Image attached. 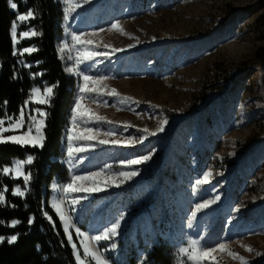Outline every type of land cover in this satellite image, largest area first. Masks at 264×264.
<instances>
[{"label": "rangeland", "instance_id": "obj_1", "mask_svg": "<svg viewBox=\"0 0 264 264\" xmlns=\"http://www.w3.org/2000/svg\"><path fill=\"white\" fill-rule=\"evenodd\" d=\"M263 15L264 0H90L71 14L67 25L64 21L58 47L64 42L71 45L72 31L97 33L88 37L93 41L90 47L99 44L94 50L108 53L81 67L102 78L105 94L100 100L107 101V106L83 101L105 118L90 126L112 135L108 144L78 154L76 162L83 157L79 168L126 171L122 165L127 161L151 155L133 166L138 175L120 187L88 194L81 205H64L72 216L75 227L70 231L81 255L76 228L95 234L122 216L116 237L94 242L104 246L100 250L108 264H126L120 245L136 223L143 236L159 232L169 238L168 229L173 228L179 237L177 264H190L180 249L192 240H199L205 249L217 248L215 259L204 264H241L228 252L248 264H264V62L255 60L264 41L252 29ZM112 24H119L126 35L110 30ZM27 27L20 25L18 37ZM75 54L66 51L62 59L59 53L64 68L73 66L67 56ZM67 74L76 83L75 99L83 80ZM111 89L130 100L119 104L116 96L107 95ZM163 120H167L164 131L150 135ZM130 138L137 142L124 146ZM66 160L64 136L59 162L68 173L56 186L69 182ZM209 172L208 183L197 185ZM51 193V200L60 195L53 186ZM83 195L72 194L69 199ZM217 196L215 204L192 217L197 204ZM165 215L169 223L163 232ZM221 244L225 249H219Z\"/></svg>", "mask_w": 264, "mask_h": 264}, {"label": "trees", "instance_id": "obj_2", "mask_svg": "<svg viewBox=\"0 0 264 264\" xmlns=\"http://www.w3.org/2000/svg\"><path fill=\"white\" fill-rule=\"evenodd\" d=\"M15 2L20 13H26L28 9L38 13L36 19L28 22V27L35 28L41 35L24 41L19 47L35 45L37 51L25 54L24 57L13 56L9 30L12 21L16 19V13L10 9L8 0H0V117L5 112L10 116L18 115L25 101L29 100V93L34 86L41 89L45 85L58 86L53 88L52 106L45 107L50 116L46 119L47 139L44 149L21 147L11 143L0 145V167L10 166L13 160H22L28 154L36 157L32 165L25 166V171L31 170L32 179L28 185V194L24 198L11 196L15 185L20 184L23 187L22 179L13 180L8 176H0V186H7L9 189L5 193L6 201L18 205L15 208L8 204L0 206V221L5 222L0 224V236L7 239L18 234L15 243L8 244L4 241L0 244V264H76L73 248L50 204L53 184L64 183L67 178L66 167L59 160L65 129L69 127L76 86L73 78L65 72L58 52L64 31V13L58 0ZM252 29L255 37L264 41V15ZM18 59L32 64V67H23L17 63ZM255 60L260 64L264 62V48L259 49ZM37 61L40 63H36ZM29 73L42 75L31 78ZM4 101H7L6 105ZM28 106L35 105L29 103ZM163 168L166 173L167 167ZM43 211H47L52 217L51 222L42 215ZM29 217L33 218L31 225L28 223ZM13 219L21 221L15 228L9 226ZM162 221L163 232H166L169 218L165 215ZM53 223L55 227L52 226ZM168 232L169 238L161 236L159 232L154 237L150 234L143 236L137 223L130 225L125 240L120 245L126 264H141L142 261L143 264H177L179 237L173 228L168 229Z\"/></svg>", "mask_w": 264, "mask_h": 264}, {"label": "snow or ice", "instance_id": "obj_3", "mask_svg": "<svg viewBox=\"0 0 264 264\" xmlns=\"http://www.w3.org/2000/svg\"><path fill=\"white\" fill-rule=\"evenodd\" d=\"M26 3L27 0H24ZM64 5V16L63 19L67 25L71 14L76 11L77 8L82 7L90 3V0H60ZM10 9L16 13V19L11 23L9 30L10 38L13 45V56L24 57L25 53L31 54L37 51L35 45L29 47L17 48V45L21 43L22 40L31 39L37 35H41L35 28L29 26L27 30H21L19 32V37L17 35L18 28L21 24H28L33 19H36L38 13H35L33 9H28L26 13H20L18 10V4L15 0H8ZM19 22V23H18ZM115 29L121 32L122 35H126L123 32V29L120 28L119 24H112L111 29ZM97 33H88L81 32L77 33L72 31L70 33L71 45L67 42H64L58 47V52L61 53V58L63 59V54L67 51L69 53L75 52V56L68 55L67 60L73 61V66H65V72L82 77L83 85L78 87V94L74 99L72 113H71V127L65 129V137L67 141V160L65 161L69 165V172L71 173L69 182L56 186L53 185V190L60 194L54 196L51 200V207L55 210L56 215L58 216L60 222L63 226V231L67 236L68 243L72 246L76 264H108V258L104 256V252L100 250L101 247L97 246L94 242L99 241H108L118 235V229L121 227L120 221L123 217H119L113 220L109 226L104 227L95 234L86 235L79 228H76V236L80 241V247L83 249V255L77 249L76 243L73 242V235L70 229L74 228L75 225L72 221V216L69 214L68 208L64 207L65 204H70L72 206L81 205L83 200L88 199V194L94 192H100L105 190L107 187H120L121 184L132 179L138 175V170L135 169L134 165H140L151 159V155H145L140 158L132 159L122 165L129 170H122L119 172H111L109 169H101L96 171H86L79 168V163H82L83 157L80 158L79 162L77 161L78 154L87 153L91 150H94L100 145H106L109 143L107 137L111 136V132L101 133L98 129L91 127L90 125L104 121L105 118L98 116L95 112L91 111L88 107L83 104L85 99L91 100L94 103H103L104 106H107V101H101L100 96L105 94V88L101 87L102 78H96L92 75L86 74L84 68L81 65H85L86 62L94 60L98 56H107L106 52H97L94 50V47H99V44H96L94 47L93 41L88 39V37L96 36ZM104 47H109L104 45ZM132 47V45H130ZM114 51H121L114 49ZM17 63L22 65L25 68H31L32 64L26 63L23 59H18ZM36 63H40L37 61ZM31 78L42 75V73H29ZM15 79V73L13 75ZM45 85L43 91L40 87L34 86L29 93V100L25 101V104L21 107L18 115H8L7 112L0 117V145L2 144H14L21 147L29 146L32 148L44 149L45 141L47 139L45 129L47 127L46 119L50 116V112L41 107H35L28 109V104L32 103L35 105H48L52 106L53 100V88L57 87ZM106 87V86H105ZM95 93L96 95H90ZM107 95L116 96L118 98V103L123 105L127 103L130 98L119 97V94L115 89H111L107 92ZM4 104H7V101H4ZM119 110V109H118ZM107 123H112L107 121ZM167 124V120H163L160 123V126L155 132L149 133L150 135H156L157 132L164 131V125ZM145 133H148V129L142 130ZM6 133H12L11 135H5ZM104 138L97 139L99 136ZM143 137L140 138L142 142ZM95 141V143H92ZM136 138H130L124 142V146H130L136 143ZM112 143H117V141H112ZM36 159L34 155L28 154L24 159L13 160L10 166L0 167V176H9V178L16 180L22 178L23 187L20 184L15 185L11 190V196L24 198L28 194V185L32 179V173L29 169L25 171L26 165H32L33 161ZM107 173V174H105ZM211 173L209 172L204 176L203 179L198 180L197 185H202L208 183ZM9 191L7 186H0V206H5L6 204L15 208L18 205H12L10 201H6L5 193ZM83 193L85 195L79 197H73L69 199V196L72 194ZM62 197V198H61ZM220 199L219 196L215 199L207 200L203 203L196 205V211L192 212V217L195 218L197 213L202 209L207 208L208 206L215 204ZM27 207V204H25ZM236 211L239 212L240 208L237 207ZM42 215L47 218L50 222L52 217L47 211H43ZM5 223L0 221V224ZM21 221L13 219L10 221L9 226L15 228ZM29 225L33 223V218L29 217ZM55 227V224H52ZM189 227H191V222H189ZM18 234L11 235L7 238L8 244H13L17 241ZM5 237L0 236V243H3ZM115 243L111 244V247L115 248ZM225 245H219V249H225ZM107 251V247L104 248ZM247 251L251 252V248H247ZM217 251V248L205 249L201 246L199 240H192L189 243L188 247L180 249L182 255L187 257V261L190 264H204L205 260L212 261L215 259L213 253ZM228 255L234 259H238L241 264H248L243 257L237 256L233 252H228ZM259 255V253H257ZM90 258V260H89ZM147 258L145 254L144 259ZM143 264V261L141 262ZM183 264V262H182Z\"/></svg>", "mask_w": 264, "mask_h": 264}]
</instances>
